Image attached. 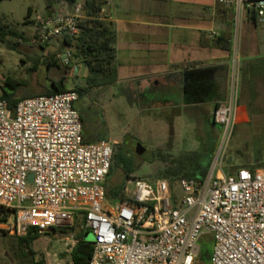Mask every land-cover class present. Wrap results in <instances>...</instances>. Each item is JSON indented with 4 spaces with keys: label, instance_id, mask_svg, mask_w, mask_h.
Returning <instances> with one entry per match:
<instances>
[{
    "label": "built area",
    "instance_id": "built-area-1",
    "mask_svg": "<svg viewBox=\"0 0 264 264\" xmlns=\"http://www.w3.org/2000/svg\"><path fill=\"white\" fill-rule=\"evenodd\" d=\"M234 9L237 26L245 12L264 22V0H216ZM82 8L52 11L40 19L31 43L46 47L79 32ZM57 64L81 72L70 50ZM83 67V66H82ZM239 60H232L230 96L217 105L213 122L220 140L202 181L127 178L124 198L105 204V179L114 141L85 143L73 89L20 100L13 110L0 99V232L25 236L69 231L94 236L88 264H195L202 239L212 242L210 264H264V167L223 171L220 160L235 122ZM32 182H28V175Z\"/></svg>",
    "mask_w": 264,
    "mask_h": 264
},
{
    "label": "crops",
    "instance_id": "crops-1",
    "mask_svg": "<svg viewBox=\"0 0 264 264\" xmlns=\"http://www.w3.org/2000/svg\"><path fill=\"white\" fill-rule=\"evenodd\" d=\"M84 1L76 0L75 6L82 8ZM96 1L102 3L101 16L113 24L116 33L117 82L112 86L126 85L131 97L142 101L141 86L157 83L162 93L148 108H157L161 129L187 123L199 131L210 130L215 107L229 100L234 57L239 60L236 124L250 122L251 108L264 111V22L242 12L236 26L234 9L216 0ZM59 9L71 8L64 2L55 3L52 10ZM60 44L52 41L39 47L28 42L25 46L39 58L40 66L47 52ZM51 71L56 74L58 68L47 70L49 83L59 81L61 75L55 78ZM135 83H141L139 90L132 87ZM205 133L201 132L197 142L200 149L186 152L203 154ZM211 161H207L208 171Z\"/></svg>",
    "mask_w": 264,
    "mask_h": 264
},
{
    "label": "rangeland",
    "instance_id": "rangeland-1",
    "mask_svg": "<svg viewBox=\"0 0 264 264\" xmlns=\"http://www.w3.org/2000/svg\"><path fill=\"white\" fill-rule=\"evenodd\" d=\"M46 3L47 0H5L0 3V21L8 24L20 36H10L6 43L0 42V94L2 90L13 92L4 85L7 78L18 84L14 91L16 99L42 95L50 89L45 61L69 49L61 48L60 45L58 49L47 52L41 63L43 66H38L39 58L35 59L36 56L25 46L32 41L46 10ZM79 67L81 72L72 75L71 70L58 65V72L55 74V70L51 71V76L58 78L60 74L59 79L64 78L66 89L84 86V68L82 65ZM139 86L141 83L132 84V87ZM126 87L115 85L94 88L80 101L87 109L84 114L86 137L89 140L106 138L104 140L114 141V153L122 146L126 157L127 164L116 167L114 173L108 177L106 185L122 184L123 188L126 187L127 177L122 171L126 168L130 170L129 176L132 178L163 179L162 172L169 167L171 159L181 156L187 150L200 149L197 142L201 140V132H206L207 137L205 152L201 154L200 161L204 163L211 159L213 163L220 140L219 125H211L208 131L193 129L187 123H177L174 129H161L157 126V108H148L150 104L157 103V95L162 93L157 83L147 82L146 87L141 86L143 89L139 92L144 99H134L133 104L131 93ZM251 110L253 113L249 115L250 122L234 126L222 153L220 164L226 173H234L241 167L251 169L254 167V158L264 162V111L258 113V108ZM140 149H146L149 157L143 159L138 155L137 151ZM115 203V199L105 200V204L110 207ZM79 226L80 222L77 223L76 231L82 234L83 240L93 243V234L88 230H79ZM68 234L69 231H47L33 242L31 254L18 244L17 237L0 232V264H30L31 259H42L44 264H71L69 254L72 245L66 240ZM204 242L211 243V238L203 237L202 247ZM199 257L195 264H210L209 261H201Z\"/></svg>",
    "mask_w": 264,
    "mask_h": 264
},
{
    "label": "trees",
    "instance_id": "trees-1",
    "mask_svg": "<svg viewBox=\"0 0 264 264\" xmlns=\"http://www.w3.org/2000/svg\"><path fill=\"white\" fill-rule=\"evenodd\" d=\"M5 0H0V3ZM247 2H255L258 0H246ZM58 2H64L69 8H73L76 5V0H47L46 8L50 14L53 10V5ZM102 3L96 0H86L82 4L83 17L78 22L79 32L73 36H65L61 41V48H67L71 51L73 58L78 64H81L85 70V84L84 86H75L73 90L78 94V100L81 101L85 94L89 93L94 88H106L114 85L117 82V64H116V50L115 40L116 33L113 24L101 16ZM10 36L20 37L18 33L12 29L8 24H4L0 21V42L6 43L7 38ZM14 47V45H11ZM58 64L55 58H51L45 61V67L48 69L56 67ZM4 85L13 90L12 93H8L2 90L0 99L7 101L10 110H13L16 104L25 98H31V96H25L20 99H16L14 91L18 84L13 82L9 78L5 79ZM50 89L42 95L57 94L66 91L64 85V78L59 81H50ZM35 97V96H32ZM75 109L79 112V116L82 122V135L83 141L96 142L104 139L89 140L84 133V114L87 109L77 102L74 105ZM201 153L198 152H185L177 158L170 160V165L162 172V178L173 183L180 178H192L198 181H202L208 173L209 162L202 163L200 161ZM254 167H264V162L258 159H253ZM121 164H127L126 157L123 153L122 146L119 147L116 153L113 152L112 163L110 171L104 182L105 192L107 199L122 200L124 198L122 190V184L118 185H106L108 177L114 173V169ZM239 169H243L242 167ZM238 169V170H239ZM125 177H130V170L128 168L122 170ZM232 174L233 172H228ZM67 230L60 229L59 232H65ZM45 234V233H44ZM43 234L39 233L34 227L28 229L25 236L17 237V242L20 246L24 247L29 253L33 254L32 244L35 240L41 237ZM212 248V242L203 243V247L200 252V260L207 262L210 260V253ZM92 253V243L86 242L82 238L81 233H77L76 242L72 246L70 251L71 264H88ZM30 264H44L42 259L32 261Z\"/></svg>",
    "mask_w": 264,
    "mask_h": 264
},
{
    "label": "flooded vegetation",
    "instance_id": "flooded-vegetation-1",
    "mask_svg": "<svg viewBox=\"0 0 264 264\" xmlns=\"http://www.w3.org/2000/svg\"><path fill=\"white\" fill-rule=\"evenodd\" d=\"M78 100V99H77ZM134 100V98H133ZM131 100V101H133ZM77 105H80V102L77 101ZM138 155H140L143 159H146L149 157V153L146 151V149H140L137 151Z\"/></svg>",
    "mask_w": 264,
    "mask_h": 264
},
{
    "label": "water",
    "instance_id": "water-1",
    "mask_svg": "<svg viewBox=\"0 0 264 264\" xmlns=\"http://www.w3.org/2000/svg\"><path fill=\"white\" fill-rule=\"evenodd\" d=\"M28 182H29V183L32 182V175H31V174L28 175Z\"/></svg>",
    "mask_w": 264,
    "mask_h": 264
}]
</instances>
